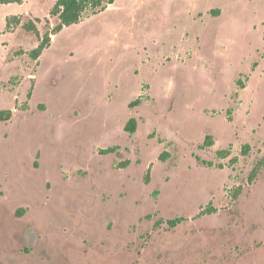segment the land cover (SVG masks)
Wrapping results in <instances>:
<instances>
[{
    "label": "rangeland",
    "instance_id": "374dc122",
    "mask_svg": "<svg viewBox=\"0 0 264 264\" xmlns=\"http://www.w3.org/2000/svg\"><path fill=\"white\" fill-rule=\"evenodd\" d=\"M54 4L0 5V264H264V0H115L34 61Z\"/></svg>",
    "mask_w": 264,
    "mask_h": 264
},
{
    "label": "trees",
    "instance_id": "16d2710c",
    "mask_svg": "<svg viewBox=\"0 0 264 264\" xmlns=\"http://www.w3.org/2000/svg\"><path fill=\"white\" fill-rule=\"evenodd\" d=\"M24 0H0V5H10V4H22ZM115 3V0H55V4L50 12L52 17L57 18V24L51 29L46 31L42 37L40 38L39 45L30 52V57L32 60L37 61L43 52L47 50L52 43L51 38L53 36H57L59 33L63 31L64 28L78 25L83 17L86 14L89 15H97L107 9L108 6ZM21 18L18 16H12L7 18L6 26L7 28H11L13 24L16 26L21 25ZM22 27L28 31L38 34L37 26L34 22H28L22 25ZM13 116V112L11 110H2L0 111V123L1 122H8L11 120ZM137 130V122L135 119H130L126 126L125 131L133 134ZM211 138L207 137V145H212L210 142ZM250 146L245 145L243 147L242 153L243 155H247L249 153ZM114 151L113 149L107 150L106 153ZM227 152H219V155H226ZM262 165L257 164L255 168H253L250 176L249 181L253 183L256 181L258 176L260 175ZM149 175V173H148ZM146 176V182L149 181V176ZM240 192V189H239ZM234 195V200L237 199L238 194ZM181 219L171 220L168 222L170 228H175L178 224H180Z\"/></svg>",
    "mask_w": 264,
    "mask_h": 264
},
{
    "label": "water",
    "instance_id": "95a60500",
    "mask_svg": "<svg viewBox=\"0 0 264 264\" xmlns=\"http://www.w3.org/2000/svg\"><path fill=\"white\" fill-rule=\"evenodd\" d=\"M27 237L29 238V246H32L35 242V234L31 230H28Z\"/></svg>",
    "mask_w": 264,
    "mask_h": 264
},
{
    "label": "flooded vegetation",
    "instance_id": "af4514ba",
    "mask_svg": "<svg viewBox=\"0 0 264 264\" xmlns=\"http://www.w3.org/2000/svg\"><path fill=\"white\" fill-rule=\"evenodd\" d=\"M115 149H116V148H114V151H115ZM114 151H113V152H114ZM109 153H110V152H109ZM106 154H107V153H106Z\"/></svg>",
    "mask_w": 264,
    "mask_h": 264
},
{
    "label": "crops",
    "instance_id": "0c3cea01",
    "mask_svg": "<svg viewBox=\"0 0 264 264\" xmlns=\"http://www.w3.org/2000/svg\"><path fill=\"white\" fill-rule=\"evenodd\" d=\"M52 44V43H51Z\"/></svg>",
    "mask_w": 264,
    "mask_h": 264
}]
</instances>
